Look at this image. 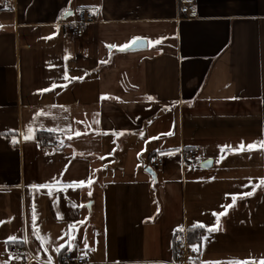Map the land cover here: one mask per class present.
<instances>
[{"label": "crops", "instance_id": "1", "mask_svg": "<svg viewBox=\"0 0 264 264\" xmlns=\"http://www.w3.org/2000/svg\"><path fill=\"white\" fill-rule=\"evenodd\" d=\"M180 1L0 11V264H61L66 251L92 264H264V147L247 148L264 141V0H195V20ZM84 8L95 20L71 39ZM194 147L202 156L186 160ZM191 228L205 231L176 260V231Z\"/></svg>", "mask_w": 264, "mask_h": 264}, {"label": "built area", "instance_id": "2", "mask_svg": "<svg viewBox=\"0 0 264 264\" xmlns=\"http://www.w3.org/2000/svg\"><path fill=\"white\" fill-rule=\"evenodd\" d=\"M11 0L0 1V11L10 8ZM179 14L182 18L187 20H195L199 18V11L195 0H181L179 2ZM95 20L93 11L90 8L81 9L76 16V20L67 24L66 31L71 39H80L84 36L85 27ZM50 145L58 148L60 143L55 139H47ZM203 150L200 147H194L186 150V160H196L201 157ZM150 166L154 170H161L164 167V159L162 156H154L150 159ZM12 253H19L20 249L12 245L10 247ZM174 256L179 261H189L192 253L189 249L188 232L185 229L176 231L174 242ZM28 264H44L34 256H31ZM61 264H92L90 256L79 255L76 251H66L61 256Z\"/></svg>", "mask_w": 264, "mask_h": 264}, {"label": "snow or ice", "instance_id": "3", "mask_svg": "<svg viewBox=\"0 0 264 264\" xmlns=\"http://www.w3.org/2000/svg\"><path fill=\"white\" fill-rule=\"evenodd\" d=\"M0 27H2V25H0ZM109 47H113V46H109ZM124 47H127V45H125ZM102 63H103V62H102ZM65 79H67L66 76H65ZM73 79H82V77H80V78L73 77ZM149 99H151V97H149ZM32 131H33V129H31V128L28 129V133H29V134H30ZM50 131H51V130H50ZM77 135H79V133H77ZM165 135H171V133H165ZM28 138H30V136H29V135H25V139H28ZM257 145H259L260 147H264V141H257V142H255V143H253V144H249V145H247V148H248L249 150H251L252 148L256 147ZM223 147H227V146H223ZM244 148H245V145H244L243 143H241V144L238 146V148H237V149H233V151L243 150ZM86 182H87L88 184H91V183H92L91 178H88L87 181H85V180H81V181H79V184L83 185V184H85ZM261 183H264V180H262ZM42 187H43V185H42ZM89 194H91V193H89ZM250 194H251V193H246V195H250ZM234 203H235V197H233V204H234ZM231 206H232V205H227V206H222V207H225V209H226L227 207H231ZM213 214H214V215H217V213H213ZM223 214H226V211H225V213H223ZM200 227H205V226H204V225H200ZM11 239L15 240V237H12ZM202 239L207 240V237H202ZM192 247H193V250H196V245H193ZM215 264H221V262H215ZM228 264H247V262L230 261V262H228Z\"/></svg>", "mask_w": 264, "mask_h": 264}, {"label": "trees", "instance_id": "4", "mask_svg": "<svg viewBox=\"0 0 264 264\" xmlns=\"http://www.w3.org/2000/svg\"><path fill=\"white\" fill-rule=\"evenodd\" d=\"M48 138H58L57 135L52 133H39V139L45 141ZM205 231L204 228H191L188 230V237H189V244L200 241L203 232Z\"/></svg>", "mask_w": 264, "mask_h": 264}, {"label": "water", "instance_id": "5", "mask_svg": "<svg viewBox=\"0 0 264 264\" xmlns=\"http://www.w3.org/2000/svg\"><path fill=\"white\" fill-rule=\"evenodd\" d=\"M145 47H146V42H144V40H138L133 45H131V47H129L127 51L139 50V49H143ZM203 164L205 167H209V166H211L212 162L207 161L206 163H203ZM150 172L152 174H154L152 169H150Z\"/></svg>", "mask_w": 264, "mask_h": 264}]
</instances>
